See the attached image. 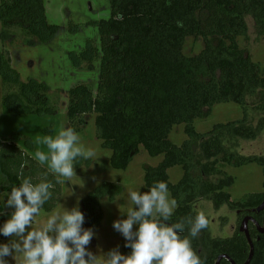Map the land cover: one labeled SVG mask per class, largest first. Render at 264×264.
I'll use <instances>...</instances> for the list:
<instances>
[{"label":"trees","instance_id":"obj_1","mask_svg":"<svg viewBox=\"0 0 264 264\" xmlns=\"http://www.w3.org/2000/svg\"><path fill=\"white\" fill-rule=\"evenodd\" d=\"M109 5L108 19L90 23L97 29L99 44L87 41L73 55V66L78 69L85 65L90 69L98 61L99 75L96 88L77 84L69 89V127L80 133L86 117L94 114L96 138L111 151L114 170L125 171L139 147L150 157L163 156L156 167L144 169L141 192L156 182L167 183L178 205L167 223L185 221L181 238L191 239L203 264H216L219 257V264L247 261L250 246L241 230L246 217L252 219L247 224L253 244L249 264H264V231L259 232L264 211H256L264 201V156L241 155L235 150L237 142L255 141L264 132V68L238 44V38L248 35L247 17L253 21L257 38L264 37V0H109ZM0 26L2 44L15 33L28 46L35 41L47 44L60 31L47 21L43 0H0ZM187 38L202 40L203 49L197 55L183 53ZM0 78L5 114L43 117L58 112L48 87L35 80L21 81L9 53L2 49ZM253 97L258 98L256 110L261 114L255 127L249 123L246 104ZM222 103L240 106L242 119L216 124L203 134L196 132L194 122L207 118ZM177 125H184L187 137L180 146L168 139ZM21 137L13 133L8 140H0V195L6 197L25 178L33 183L47 179L54 183V195L41 210L51 212L59 196L55 176L17 147ZM25 143L31 148L28 139ZM249 164L262 170V192L231 201L227 190L234 179L220 166ZM175 167L183 175L173 185L167 172ZM113 188V184H104L81 201L86 227L99 226V200L106 196L112 200L117 193ZM199 200L208 201L215 211L226 207L237 214L231 237L213 238L209 227L189 237L186 221L198 214L193 205ZM130 251L124 247L123 254Z\"/></svg>","mask_w":264,"mask_h":264},{"label":"rangeland","instance_id":"obj_2","mask_svg":"<svg viewBox=\"0 0 264 264\" xmlns=\"http://www.w3.org/2000/svg\"><path fill=\"white\" fill-rule=\"evenodd\" d=\"M43 3L47 21L60 28L59 33L51 42L43 44L35 41L34 46H28L19 33L12 35L11 39L4 44L0 40V50H6L9 53L11 66L18 72L21 81L35 80L45 84L57 100L58 112L56 114L43 117L9 116L4 113L2 107L3 90L0 78V140H8L13 133L20 134L21 140L15 144L32 159L37 150L48 153L47 146L42 143L45 136L54 138L63 128L69 127L67 116L69 89L77 84L91 85L96 88L99 62L94 61L90 69L86 65L78 69L73 66V55L79 54L85 48L87 41L99 44L97 29L90 23L110 17L109 0H43ZM245 20L248 35L246 38H238L239 47L250 55L254 63L264 68V37L257 38L250 17ZM73 26H76L75 30ZM202 49L201 39L187 38L183 53L187 56L197 55ZM257 101V97L246 99L248 119L253 127L261 117L260 112L256 110ZM242 117L240 106L234 103L217 104L207 118L194 122V128L196 132L203 134L210 131L216 124L234 122ZM86 120V126L77 134L81 145L95 150L94 161L87 163L81 160L80 165H75L77 176L71 181L57 184L59 196L55 208L51 212L41 210L40 216L36 217L32 227L35 229L42 226L47 216L53 212L62 211L63 205L68 208L75 206L77 197H80L79 207L81 209L80 203L88 194L104 184H113L115 186L113 191H117L114 198L110 200L106 196L99 200L100 224L94 228L98 233V238H94L89 247L93 252L97 251L98 255H103V251L106 252L119 245L123 253L124 238L112 228V223L115 220L126 218L128 209L134 207L128 198V193L141 191L144 186V169L156 167L163 160V156L150 157L142 147H139L138 153L132 158L125 171L114 170L110 166L111 151L103 148L101 141L96 138L95 115L87 116ZM183 128L184 125L174 126L169 134L168 139L175 146H180L187 139ZM27 139L31 148L25 143ZM235 150L241 155L264 156V132L255 141L237 142ZM36 162L51 173L46 164L41 165L38 161ZM220 167L234 179L233 186L227 190L231 201H239L246 195L262 192L263 174L259 166L249 164L239 168L226 165ZM167 174L169 182L175 185L181 179L183 171L180 167H175L168 170ZM3 199H6L5 195H0V201ZM193 207L198 214L203 213L208 218V227L213 238L232 236L237 226L235 212L229 211L226 207L215 211L205 200L195 202ZM6 211L10 214L11 209ZM3 218L5 220L8 217L5 215ZM7 239L0 240V242H6ZM9 264H24L22 255L18 254L14 260L9 258Z\"/></svg>","mask_w":264,"mask_h":264},{"label":"clouds","instance_id":"obj_3","mask_svg":"<svg viewBox=\"0 0 264 264\" xmlns=\"http://www.w3.org/2000/svg\"><path fill=\"white\" fill-rule=\"evenodd\" d=\"M42 143L48 153L37 150L34 159L47 165L55 184L71 181L77 176L75 165L81 160L93 162L96 157L93 148L80 144L71 127L63 128L54 138L45 136ZM53 189L54 183L47 179L33 183L25 178L0 201V217H8L0 223V236L8 238L0 242V264H9V258L14 260L18 254L24 264H203L191 239L181 238L185 221L167 223L178 205L166 182H156L147 192L130 191L128 198L134 207L128 209L126 218L113 221L112 228L124 238L123 247L131 250L127 255L119 245L103 255L90 249L98 233L93 227H84L80 197L75 206L63 205L62 211L48 215L42 226L33 229L41 209L53 198ZM186 223L190 225L189 237L195 238L208 227L209 220L200 213Z\"/></svg>","mask_w":264,"mask_h":264},{"label":"water","instance_id":"obj_4","mask_svg":"<svg viewBox=\"0 0 264 264\" xmlns=\"http://www.w3.org/2000/svg\"><path fill=\"white\" fill-rule=\"evenodd\" d=\"M257 212H262L264 211V201L263 203L257 208L256 210ZM252 219L250 217H246L243 221H242V225H241V230L242 232L245 234L246 236V239L248 241V244L250 246V254H249V257L247 259V261L244 263V264H249L251 259H252V256H253V244H252V241L250 239V236L248 234V230H247V224L249 221H251ZM264 231V222H263V228H262V231L260 230L259 232H263ZM222 257H219L216 261V264H219V262L221 261ZM231 264H235V263H231Z\"/></svg>","mask_w":264,"mask_h":264}]
</instances>
